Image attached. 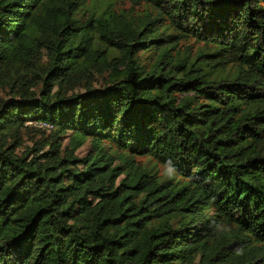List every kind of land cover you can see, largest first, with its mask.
Listing matches in <instances>:
<instances>
[{"label": "trees", "instance_id": "16d2710c", "mask_svg": "<svg viewBox=\"0 0 264 264\" xmlns=\"http://www.w3.org/2000/svg\"><path fill=\"white\" fill-rule=\"evenodd\" d=\"M116 2L0 0V264H264V0Z\"/></svg>", "mask_w": 264, "mask_h": 264}, {"label": "rangeland", "instance_id": "374dc122", "mask_svg": "<svg viewBox=\"0 0 264 264\" xmlns=\"http://www.w3.org/2000/svg\"><path fill=\"white\" fill-rule=\"evenodd\" d=\"M115 6L116 8H120V9H129V8H132L134 7L135 9H137V6H135L132 2V0H117V2L115 3ZM117 66V63L116 61L112 62L111 63V67H116ZM44 127V126H43ZM29 144V146L31 147V142H27ZM88 150V146H84L83 148H81L80 150L77 151V155L79 157H83L85 156V153L87 152Z\"/></svg>", "mask_w": 264, "mask_h": 264}, {"label": "clouds", "instance_id": "9594fccd", "mask_svg": "<svg viewBox=\"0 0 264 264\" xmlns=\"http://www.w3.org/2000/svg\"><path fill=\"white\" fill-rule=\"evenodd\" d=\"M176 168L173 166L171 163H169L167 173H166V178L167 179H173L176 175Z\"/></svg>", "mask_w": 264, "mask_h": 264}]
</instances>
